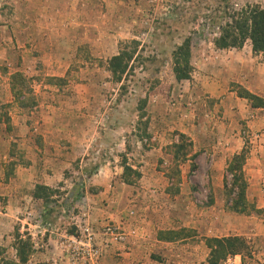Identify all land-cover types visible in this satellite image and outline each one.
I'll return each mask as SVG.
<instances>
[{
  "label": "rangeland",
  "instance_id": "rangeland-1",
  "mask_svg": "<svg viewBox=\"0 0 264 264\" xmlns=\"http://www.w3.org/2000/svg\"><path fill=\"white\" fill-rule=\"evenodd\" d=\"M18 2L0 0V264H21L18 235L31 244L25 264L233 259H223L224 250L209 241L224 238L202 236L206 226L201 235L170 220L156 235L168 248L145 255L143 241L153 227L145 222L146 204L166 190V216L175 218L186 175L196 193L186 197L196 204L210 200L204 179L189 173L199 171L200 155L179 131L192 116V92L201 83L196 72L206 75L214 67L204 61L199 69L197 58L214 52L225 13L264 7V0H74L59 34L44 25L34 35L16 25L6 28L17 22ZM187 38L191 76L178 82L173 53ZM133 40L137 56L116 83L109 61L121 43ZM230 88L244 90L233 82ZM254 104L264 108V98ZM124 161L131 171L124 170ZM243 178L233 185L232 175L225 177L229 205L240 203ZM37 186L48 189L43 199L35 198ZM253 207L245 214L264 216ZM236 238L244 245L237 255L243 264H264V235ZM193 249L197 255H188Z\"/></svg>",
  "mask_w": 264,
  "mask_h": 264
},
{
  "label": "crops",
  "instance_id": "crops-1",
  "mask_svg": "<svg viewBox=\"0 0 264 264\" xmlns=\"http://www.w3.org/2000/svg\"><path fill=\"white\" fill-rule=\"evenodd\" d=\"M18 1L17 22L6 28L12 30L16 25L19 32L34 35L40 34L44 25L46 30L51 28L52 32L59 34L61 26L66 24L72 15L74 0ZM197 60L199 69L204 61L214 62V67L208 66L206 75L196 72L201 83L199 89L192 92L193 109L189 114L192 116L188 122L180 125L179 131L191 137L194 152L200 155L199 161L197 160L199 171L189 170V173L204 179L202 189L204 193L209 194L210 200L207 204L198 202L202 204L200 209L204 211L200 213L198 203L187 198L194 192V183L190 180L192 178L186 175V187H182L177 199L181 210L177 211L175 218L169 219L170 216H166L168 195L166 190L160 188L154 200L149 205L146 204L145 222L153 227L147 233L150 236L143 241L145 255L148 251L152 254L155 250L163 253V248H168V244L156 237L168 220L173 227H188L201 235V227L206 226V232L202 235L206 238L264 235V216L231 212L225 198V177L228 174L226 168L235 155L246 151L244 172L247 179V206L251 204L254 209L264 211V108L254 106L230 88V82H233L250 94L264 98V54L254 53L251 45L242 49L214 48L210 55L200 53ZM185 204L186 209L190 210L189 216H186ZM137 216L138 210L136 218ZM182 248H185V245H182ZM196 251L197 249H193L187 254L196 256ZM226 264H243L242 257L235 256Z\"/></svg>",
  "mask_w": 264,
  "mask_h": 264
},
{
  "label": "trees",
  "instance_id": "trees-1",
  "mask_svg": "<svg viewBox=\"0 0 264 264\" xmlns=\"http://www.w3.org/2000/svg\"><path fill=\"white\" fill-rule=\"evenodd\" d=\"M218 29L219 36L214 41V45L217 49H242L247 42H250L254 53L264 54V7L246 5L239 10L232 9L230 12L225 13L223 23ZM138 46L139 43L135 40L126 41L120 44L118 54L113 56L109 61V71L111 72L114 82L122 83L132 61L137 56ZM191 58L192 41L190 38H187L173 53V72L178 82L190 79L192 71ZM17 75L18 74L12 77L13 81ZM12 91H15L14 87H12ZM238 95L249 100L254 106L259 107L254 104V102L259 100V97L250 94L245 89L242 90L240 94L238 93ZM180 148L181 145H179V149ZM245 161L246 151L239 155H235L229 163L227 173L228 175H232L234 180L233 185L240 181L241 178L245 177L244 171L240 167L244 166ZM125 164L126 161H124V170L131 171V169ZM246 189L247 182L243 178L238 193V200L240 203L237 204V201L236 203L233 202L229 205L231 211L236 213H245L247 211ZM42 190L48 189L43 186H37L35 198L43 199ZM17 239L19 240L18 244L20 245V250L18 248L19 262L25 264L29 260L26 250L31 247V244L21 241L20 235H18ZM209 241L216 243L217 248H222L224 250L223 259L230 256L243 255L245 250L240 239L236 237L211 239ZM213 256L215 257V254ZM211 264H216V262L212 261Z\"/></svg>",
  "mask_w": 264,
  "mask_h": 264
}]
</instances>
